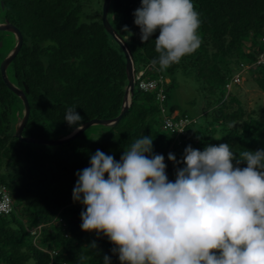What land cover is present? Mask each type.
Returning a JSON list of instances; mask_svg holds the SVG:
<instances>
[{"label": "trees", "instance_id": "16d2710c", "mask_svg": "<svg viewBox=\"0 0 264 264\" xmlns=\"http://www.w3.org/2000/svg\"><path fill=\"white\" fill-rule=\"evenodd\" d=\"M102 1L0 0V22L7 19L22 35L6 73L15 85L27 87L29 116L23 136L68 135L76 128L64 120L70 107L82 117L81 124L119 114L127 86L125 56L103 27ZM192 2L201 22L200 47L159 71L151 63L158 56L159 31L142 42L134 24L141 0L110 1L107 19L127 43L135 75L142 74L135 79L127 110L115 125H101L99 137L86 139L84 130L64 144L19 141L14 128L23 105L0 74V185L7 188L12 204L10 212L0 215V264H103L106 255L110 264H120L107 237L81 230L85 208L72 199L76 173L90 166L97 150L119 161L136 139L150 135L152 154L164 156L166 174L174 182L189 145L203 151L207 145L228 143L237 158L244 151L264 149V118L258 112L263 110L247 108L238 91L240 81L248 82L264 102V63L258 62L264 55V0ZM0 42L1 62L15 43L14 35L0 31ZM177 71H190L199 85L198 115L171 101ZM140 79L157 85L141 90ZM159 89L163 101L157 97ZM167 117L193 121L178 132L165 126ZM169 153L180 163L169 161Z\"/></svg>", "mask_w": 264, "mask_h": 264}, {"label": "clouds", "instance_id": "9594fccd", "mask_svg": "<svg viewBox=\"0 0 264 264\" xmlns=\"http://www.w3.org/2000/svg\"><path fill=\"white\" fill-rule=\"evenodd\" d=\"M133 15L142 42L159 31L151 62L159 71L200 47L192 0H141ZM75 109L64 120L80 130ZM152 152L149 135L119 161L100 150L91 156L72 192L85 208L81 230L107 237L120 264H264V149L237 158L228 143L189 145L174 182L164 156ZM168 160L180 163L172 153Z\"/></svg>", "mask_w": 264, "mask_h": 264}, {"label": "water", "instance_id": "95a60500", "mask_svg": "<svg viewBox=\"0 0 264 264\" xmlns=\"http://www.w3.org/2000/svg\"><path fill=\"white\" fill-rule=\"evenodd\" d=\"M111 0H103L101 6V21L103 24L104 29L112 36V38L116 41V43L122 49L124 56H125V72L127 77V86L124 91L123 95V103L119 114L113 118L109 119H97L93 118L87 120L82 123V128L80 130H76V128L66 136L55 138V139H45V138H38V137H31V136H23L22 130L27 122L29 116V104L28 100L25 95V91H27V87H24V90L17 85H15L7 76L6 69L11 62V60L16 56L18 53L21 45H22V35L19 29L12 24L7 19H4L0 22V31H7L14 35L15 43L10 51L6 54V56L0 62V74L2 77L3 82L7 86V88L12 91L15 95H17L23 105L22 115L18 122L15 124L14 128V136L21 142L26 143H34V144H43V145H57V144H64L69 142L79 136L84 130H86L89 126L99 124L104 126H113L115 125L118 120L122 117L124 112L127 110L130 101H131V94L134 89L135 84V68L134 62L132 58V54L130 49L125 42V40L116 32V30L112 27L107 19L108 8ZM2 6V1H1ZM1 46V42H0Z\"/></svg>", "mask_w": 264, "mask_h": 264}, {"label": "rangeland", "instance_id": "374dc122", "mask_svg": "<svg viewBox=\"0 0 264 264\" xmlns=\"http://www.w3.org/2000/svg\"><path fill=\"white\" fill-rule=\"evenodd\" d=\"M176 87L171 93V101L179 106V108L186 110L190 115H198L202 105V97L198 91V83L193 74L188 72L177 71L175 73ZM239 96L246 103L247 108H255L262 112L259 115L264 118V102L262 100L261 92L248 84V82L239 83ZM104 128L101 125L95 124L89 126L84 131L86 139L96 138L102 135ZM27 264H32L28 262Z\"/></svg>", "mask_w": 264, "mask_h": 264}, {"label": "built area", "instance_id": "2783aa9c", "mask_svg": "<svg viewBox=\"0 0 264 264\" xmlns=\"http://www.w3.org/2000/svg\"><path fill=\"white\" fill-rule=\"evenodd\" d=\"M258 62L264 63V55L259 57ZM141 74L142 72H139L135 76V79L139 78ZM234 81H236V78H234ZM156 85H157V82L154 80L140 79L138 83V87L141 90H151L155 88ZM157 97L160 101L164 100L165 96L162 93V89L158 90ZM162 111H164V109ZM190 121H193V120L186 118V117L180 118L177 121H173L172 119L167 117L164 119V124L167 128H174L178 132H182L184 126L187 125ZM11 209H12V204H11V198H10L9 192L4 185H0V215L7 214L8 212L11 211Z\"/></svg>", "mask_w": 264, "mask_h": 264}]
</instances>
